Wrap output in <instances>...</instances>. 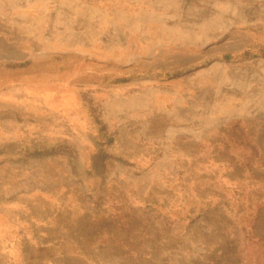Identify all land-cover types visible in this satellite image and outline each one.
<instances>
[{
  "label": "rangeland",
  "instance_id": "1",
  "mask_svg": "<svg viewBox=\"0 0 264 264\" xmlns=\"http://www.w3.org/2000/svg\"><path fill=\"white\" fill-rule=\"evenodd\" d=\"M0 264H264V0H0Z\"/></svg>",
  "mask_w": 264,
  "mask_h": 264
}]
</instances>
